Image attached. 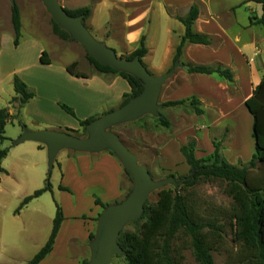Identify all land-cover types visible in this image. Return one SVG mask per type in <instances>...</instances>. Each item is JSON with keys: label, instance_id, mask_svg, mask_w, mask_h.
<instances>
[{"label": "rangeland", "instance_id": "374dc122", "mask_svg": "<svg viewBox=\"0 0 264 264\" xmlns=\"http://www.w3.org/2000/svg\"><path fill=\"white\" fill-rule=\"evenodd\" d=\"M56 1L61 7L62 5L69 6L80 3V0ZM86 1L88 3L92 2V0ZM166 1L184 6L190 0ZM13 2L22 13L21 36L15 45L10 22L12 4L9 0H0V65L4 68L8 67L7 69H16L15 67L20 69L18 72L20 76L17 74L15 76L19 79L22 76L25 80L32 83L31 85H37L36 87L40 93L36 92L33 86H29L35 98L44 94L48 95L49 99L53 101L57 96L55 87L59 85L57 67L61 63L76 61L78 63L76 72L88 73L93 68L86 60L85 56L87 53L75 40L61 41L52 34L51 21L54 20L45 11L40 0H13ZM199 2L204 7L205 4L202 2L205 3L206 0H199ZM115 3L111 20L102 34L91 33L86 24L87 19L83 22V26L106 49L113 50L109 48V45H111L110 39H115L118 44L113 43L115 46L113 51L117 58L124 59L130 52L125 51L122 47L123 34L121 28L130 9H127L121 0H116ZM208 3L213 8L222 7L224 4L223 1L215 2V0H211ZM225 3H227L226 0ZM134 10H137V8H134ZM185 12L186 9L176 12L170 9L172 15H180L183 18L185 17ZM260 30H262L261 27L256 29L257 32L254 31V37L262 36V31L260 35L258 34ZM39 46L43 47L44 50L46 49V52L50 54L51 48L58 51L56 54L57 58L53 60L52 66L40 65V67H37L39 64H35L36 51ZM27 66L30 67L25 68ZM44 78H51L52 86L45 84ZM60 105L70 108L74 116L68 115L61 109ZM156 107V114L145 112L133 120L114 123L105 127L106 132L116 135L121 140L128 152L136 159V164L144 167L149 172L153 187L148 192L145 202L148 207H153L156 204L160 190L179 191L183 180L188 176V173L183 175L173 170L177 160V152L174 145L168 146L166 158L161 154V148L172 139L173 135L181 134L180 139H183L182 141L185 144L202 132L198 136L199 145H196V151L200 152L202 156L206 155V151H208L210 145L212 146V143L217 142L220 144L221 155L235 159L236 165H238L239 160L235 156L239 152L243 154L245 160L249 161L251 159L254 153V141L250 138L248 125L243 122L242 117L236 116V125L232 131L229 121H224L220 127H212L211 121L217 116L213 114L206 115L204 112L201 115H196L189 102H186L183 106L166 108L161 104L158 96ZM59 108L73 123L79 125V121H82L70 106L61 102L59 103ZM198 108L203 111L201 104ZM35 110L36 108L34 107L32 112H35ZM159 117H163L169 123L168 128H164L158 123ZM222 118L223 116H221L220 120ZM22 119L18 113L17 118H13L6 124L4 132L6 139L0 144V150H6V156L0 163V168L4 171L0 173V199L5 196V200L0 202V226L6 227L3 222L6 221L8 224L7 219L15 217V215L21 219L20 224H17L19 227L17 229L18 233L15 235L10 234L5 237L8 235L10 228H5L4 233L2 227H0V264H26L37 253L49 237L52 220L55 216V205L60 207L64 217L63 221H66L67 227L63 240L60 239L57 253L49 264H56L57 262L62 264H81L82 261L92 264L96 252L92 253L89 246L97 244L98 241V217L94 219L96 224V229L93 233L94 238L88 244L85 246L80 244L71 246V244L68 245V238L72 234L81 236L84 229L87 228V225L83 223H88L86 220L90 218L88 214L90 211L89 195L94 194L97 196L98 192L95 188H91L89 180L86 179L87 177H70L67 173L63 176L65 161L63 153L59 154L58 159H56L57 162H54L52 168H49V157L46 150H37L35 143L26 141L14 146L13 144H15L17 138H19L21 133L23 134V128L28 129L29 127L24 125ZM55 131L66 133L79 139L89 138V132L86 127L85 129L70 130L72 132H68V130ZM259 167L260 165L257 164L252 173H255ZM122 169L120 187L123 191V196L117 201L118 205L124 203L135 190L134 178L125 171L123 166ZM47 179L51 185V191L33 199L16 214L15 211L22 200L33 194L34 191L43 188ZM60 187L65 190H61ZM96 196H94V200L97 198ZM76 197L79 198L80 202L75 200ZM193 198L199 207L200 213L205 215H217L218 211H227L231 207V199L225 194V183L222 182L204 183L194 187ZM141 216L142 213L139 217H129L126 220L119 221L115 227L118 235L123 232H139L141 225L145 221H139ZM221 222L225 223L221 238L216 239V241L211 240L214 247L213 251H211L213 262L214 264H237L238 246L233 242L231 227L228 225L227 219ZM2 238H4V243H2ZM65 238L67 239L64 240ZM175 248L178 252L180 251L183 257L182 264H199L194 258L189 241H185L184 238L181 241H176ZM67 250L71 252L69 258L66 256ZM49 258L47 257L43 263ZM107 264H125L124 255L110 254Z\"/></svg>", "mask_w": 264, "mask_h": 264}, {"label": "crops", "instance_id": "0c3cea01", "mask_svg": "<svg viewBox=\"0 0 264 264\" xmlns=\"http://www.w3.org/2000/svg\"><path fill=\"white\" fill-rule=\"evenodd\" d=\"M115 1L92 0L91 3H88L86 0H80V3L77 5H62V8L74 10L88 7L90 9V16L86 20L88 28L91 30V33L96 32L102 34L111 20L114 4H116ZM121 1H123L127 9H130L121 28L123 34V49L132 53L139 47L140 39L144 37V46L147 53L141 59L143 66L154 77H160L169 72L171 73L160 88L159 97L161 104L195 97L201 104L204 114L217 116L211 121L212 127H220L224 121H229L233 131L236 125V116H240L243 122L248 125L250 138L252 139V118L248 114L244 103L251 97L253 90L260 84L264 77V31L262 26L255 24L256 20L260 19L262 15L261 4L257 3V0H226L227 3H225V0H215V2L223 1L224 4L222 7L213 8L208 3L211 0H206L205 3L202 2L205 4L204 7L200 5L199 0H190L184 6L173 4L166 0ZM192 5H196L199 10L198 18L193 24V30L209 37L211 44L209 46H201L186 43L180 58L174 64L175 50L184 34V27L177 20V18L183 17L180 15H172L170 9L175 12L186 9V16ZM134 8H137V10H134ZM21 18L22 13L20 11ZM260 27L262 30L258 34L260 35L262 31V36L254 37V31ZM11 33L13 35L12 30ZM110 43L109 48L115 50L113 43L117 45L118 42L115 39H110ZM42 52H45L46 60H48V64L46 65L40 63ZM57 52L51 48L50 54L46 52V49L44 50L43 47L39 46L36 51L35 64H39L37 67H40V65L52 66L53 60L57 58ZM70 64L61 63L57 67L59 85L55 87L57 96L53 101L49 99L48 95L43 94L38 96V98L34 96L19 111L24 125L29 126V130L24 128L28 133L78 130L80 128L79 125L69 120L68 116L59 108V103L61 102L73 108L80 120H86L92 117L97 119L119 109L123 97L130 92L127 82L118 75H103L91 70L88 73L80 72L86 74V78L71 76L66 71V68ZM195 65H221L222 68L228 69L232 73L233 82L230 83L216 74H189L186 66ZM28 67L30 66L25 68ZM7 68L0 65V106H2L1 109L8 107L9 114L15 116L17 110L9 106V101L15 96L12 78L15 74L20 76V73H18L20 69H17V67H15L16 69ZM20 80L24 81L29 89L33 86L36 92H39L36 87L37 85H31L32 83L25 80L22 76ZM44 83L52 86L51 78H44ZM34 107L36 110L32 112ZM219 116L220 118L223 116L222 120H220ZM201 133H198L196 137L192 138L196 140L198 145V136ZM180 135H173L172 139L161 148V154L165 157L168 146L171 144L174 145L177 152V160L173 170L178 171L179 174L186 175L189 172V167L179 153L180 145L184 144L183 139H180ZM26 141L35 143L37 150H46L48 154L47 146L36 141L23 140L13 145H19ZM39 146L42 148H39ZM213 150V147L210 145L205 156L211 154ZM60 153H63V158L65 159L63 176L67 173L70 177H87L86 179L89 180L91 188H95L98 192L97 196L94 194L89 195L88 202L90 211L88 214L90 218L86 220L88 223H83L87 225V228L84 229L81 236L75 234L74 236L72 234L68 238V245L75 246L80 244L85 246L89 243V234H93L96 229L94 219L102 211L100 207L94 204V196L101 203L108 205H112V203L120 200L123 196V191L120 187L123 169L117 157L109 149H104L99 152L59 149L55 154L52 165L54 162H57L56 159H58ZM205 156L195 151V157L197 159ZM224 157L230 164L236 165L235 159H230L225 155ZM235 158L244 163L248 161L243 158V154L240 152ZM48 163L49 168H52L49 161ZM4 197L0 199V202L5 200ZM75 200L79 201V198L76 197ZM7 220L8 224L6 221L3 222V225H6V227L0 226L3 231L5 228H10L8 235L5 237L10 234H17V229H19L17 224H20L21 219L15 215V217H10ZM65 223L66 221H63L60 225L51 253L39 264H42L47 257H50L47 260L48 262L46 261L47 264L51 263V259L57 253L60 239L64 237V232L67 227ZM3 240L4 238H2V243H4ZM70 255L71 252L67 250L66 256L69 258ZM56 264L62 263L57 262Z\"/></svg>", "mask_w": 264, "mask_h": 264}, {"label": "trees", "instance_id": "16d2710c", "mask_svg": "<svg viewBox=\"0 0 264 264\" xmlns=\"http://www.w3.org/2000/svg\"><path fill=\"white\" fill-rule=\"evenodd\" d=\"M262 6L261 18L255 24L260 25L264 31V0H257ZM65 12L71 17H83V22L89 18L88 7ZM198 7L192 5L184 18L177 20L184 27V34L179 45L176 47L173 63L180 58L186 43L190 45L209 46L211 41L206 35L193 30V24L198 18ZM10 22L13 31V42L16 45L20 38L21 19L19 7L13 3L10 8ZM51 32L61 41L70 40V35L51 21ZM144 37L140 39L139 47L130 53L125 60H132L138 57L139 60L146 55ZM88 64L93 71L103 75H118L125 80L130 88L120 107L138 97L143 92V83L130 73L116 71L108 66L100 65L94 58L87 56ZM40 63L46 65L45 52H42ZM142 63V62H141ZM78 63L73 62L66 71L76 78H86V74L76 72ZM189 74L212 75L216 74L226 81L232 83L233 75L221 65L216 66H186ZM12 86L15 96L9 101V106L19 111L34 97L33 92L17 76L12 78ZM189 102L196 115L203 111L198 108L200 103L195 97L186 100L166 102V108L183 106ZM245 108L252 118L251 137L254 141V153L251 159L238 165L230 164L220 153V144L212 143L213 152L203 158L195 157L196 141L191 139L179 147V153L189 167L188 176L182 182L180 190L163 189L158 192V200L153 207L144 205L142 216L139 219L145 220L139 232H123L117 238V245L124 253L125 264H182L183 257L175 248L176 241H189L195 260L199 264H214L211 251L214 247L211 240L220 239L227 219L231 227L233 242L238 246L237 264H264V77L260 84L253 90L252 95L245 103ZM68 115L74 116L72 110L65 105H60ZM9 114L8 107L0 109V144L5 141V126L13 118ZM96 118H88L79 121V127H85L95 121ZM158 123L168 128L169 123L163 118H158ZM23 128V126H22ZM24 130V128H23ZM68 132H72L68 130ZM39 148H42L39 146ZM6 156V150H0V163ZM260 167L255 173L252 170L256 165ZM4 171L0 168V173ZM222 182L225 183V194L231 199V207L227 211H218L216 214H202L196 201L193 198V188L204 183ZM61 190H65L60 187ZM51 185L48 179L43 188L36 190L30 196L25 197L15 213H19L24 206L43 193L50 192ZM94 204L102 210L108 204L101 203L97 198ZM117 201L112 203L116 205ZM55 216L52 221L50 235L40 250L26 263L39 264L48 256L55 243V239L64 217L59 206L55 205ZM216 215V216H215ZM93 234H89L88 240H93ZM81 264H88L82 261Z\"/></svg>", "mask_w": 264, "mask_h": 264}, {"label": "water", "instance_id": "95a60500", "mask_svg": "<svg viewBox=\"0 0 264 264\" xmlns=\"http://www.w3.org/2000/svg\"><path fill=\"white\" fill-rule=\"evenodd\" d=\"M13 4V0H9ZM45 11L52 17L60 28L65 30L71 40H75L100 65L108 66L116 71L132 74L143 83V92L126 105L109 112L86 126L89 138L79 139L66 133L57 131H42L23 134L15 143L32 140L47 146L50 166L59 149H73L82 152H99L109 149L121 162L125 171L135 180L133 194L122 204L110 205L102 210L97 219L98 241L89 247L95 253L92 264H107L110 254H122L117 245L118 231L115 227L121 220L129 217H139L147 199L148 192L153 187L149 172L136 164V159L128 152L125 145L114 134L106 132L105 127L110 124L133 120L145 112L156 114V101L161 85L170 76V72L160 77L152 76L143 66L138 57L132 60L119 59L115 52L106 49L98 43L83 26V17H71L56 0H40Z\"/></svg>", "mask_w": 264, "mask_h": 264}]
</instances>
